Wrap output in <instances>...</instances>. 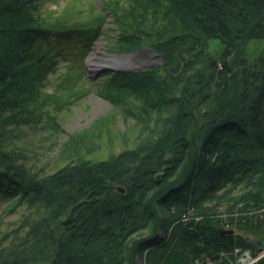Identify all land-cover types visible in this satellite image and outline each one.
Instances as JSON below:
<instances>
[{
	"label": "trees",
	"instance_id": "trees-1",
	"mask_svg": "<svg viewBox=\"0 0 264 264\" xmlns=\"http://www.w3.org/2000/svg\"><path fill=\"white\" fill-rule=\"evenodd\" d=\"M25 1L0 0V112L18 110L16 118L22 122L26 118L19 113L23 116L26 111L28 93L38 87L33 81L37 83L58 56L48 37L68 31L62 24L55 28L31 22L22 15ZM166 2L168 6L161 0H123L111 4L110 14L125 42L135 45L123 51L149 46L162 56L169 75L193 66L192 76L174 86L172 76L162 80V74L159 79V68L116 73L105 80L101 93L118 104L128 97L150 100L165 95L163 109L174 106L166 120L174 124L158 136V142L163 144L170 137V156L163 158L164 149L155 156L145 148L128 150L124 154L144 153L140 167L133 171L121 166L119 156L111 159L114 163L90 160L85 166L48 175L40 186L16 166L13 150L5 149L0 138V202L46 199L45 210H49V217L40 222L22 218L21 225L29 228L20 236L16 230L9 245L0 247V264H136L144 251V264H194V259L206 257L217 261L219 252L235 246L254 250L264 243L259 224L250 223L251 216H242L250 214L243 208L264 205V57L249 68L244 61L229 60L238 59L236 54L248 39H264V0ZM86 3L95 12L86 16L97 17L100 13L92 1ZM158 5L157 16L153 13ZM101 19H88L78 26L94 40L101 34L105 17ZM66 37L54 44L69 41ZM209 40L219 42V52L211 53ZM36 41L48 44L34 46ZM23 60L32 65L29 74L20 64ZM82 61L74 58L64 65L54 86L66 84L72 74L84 78ZM60 88L65 91V86ZM118 183L123 192L116 189ZM237 187L246 189L235 197L231 192ZM50 188L51 196L46 193ZM239 203L244 205L243 210L237 207V220L225 223V218L207 214L227 213ZM190 209L202 219L195 221L192 216L184 223ZM171 226V235H165ZM225 227L253 234L258 240L253 243L248 235L221 236ZM144 229L145 236L137 235ZM255 264H264V257Z\"/></svg>",
	"mask_w": 264,
	"mask_h": 264
},
{
	"label": "rangeland",
	"instance_id": "rangeland-1",
	"mask_svg": "<svg viewBox=\"0 0 264 264\" xmlns=\"http://www.w3.org/2000/svg\"><path fill=\"white\" fill-rule=\"evenodd\" d=\"M90 1H92V4H94V7L100 13L97 17L91 18L92 16H86L88 12L95 13L88 9L86 0H26L23 3L25 10L23 9L22 15L26 16L31 22L34 20L40 26L47 25L46 27L55 28L57 24H62L66 28L63 30H68L63 35L61 33L64 31L48 37V40L54 45V52L58 50V56L49 71L43 72L44 74L41 75L37 83L33 81L34 86L38 87H35L34 91L30 90L28 93L29 98L26 101L24 115L22 116L19 113V116L26 118V121H18V118H16L18 110L11 109L0 112V122L2 123L0 124L1 145L9 151L13 150L16 166L21 167L28 175L34 177L38 181L37 184H41L40 186H43L42 183L46 177L48 178V175H54L58 170L85 166L89 164L87 162L90 160L99 161V159H108L110 163H114L115 161L111 159L117 160L119 156L121 166L125 170L131 167L130 171H133L140 167L144 160L142 159L144 153L141 154L140 152L139 156L136 153L124 154L128 150L145 148V152L155 156L158 150L164 149L163 158H168L170 156L168 152L171 150L169 146L170 137L165 139V142L162 141L163 144L158 142V136L164 131L168 132L172 124H174V122L166 120L170 118L174 106L171 107L172 104H170V108L164 107L163 109V105L167 100L166 97H163L165 95L160 94L162 97L156 98L152 96L150 100L144 97L142 99L128 97L125 100L122 98V102H124L118 104V102H112L101 93L102 87H104L102 85L107 78H111L116 73H140L159 68V79L162 78V74H164L162 80H170V76H172L174 86H179V84H182L183 79L186 81L192 76V71L195 69L192 68L193 66L190 69L184 67V70L178 69V72L175 70L172 75H169L170 68L164 69L162 56L153 48L141 45L143 48L140 50L123 51L135 47V45L125 42L122 29H120L117 21L110 14L111 4L116 3L119 5V2L121 4L123 0ZM161 2L163 5L168 6L166 0H161ZM126 4L125 7L128 6ZM151 7L149 5L147 8L151 9ZM159 7L161 5L155 7V13L153 14L159 15ZM102 17H105V20L102 22L101 34L99 33V36L94 38V40L91 35L84 34L86 31L78 26L82 22L88 21V19L99 22L102 20ZM59 18L61 20H57ZM131 25L133 24L131 23ZM68 27L71 29H67ZM76 28L79 29L75 30ZM91 28L93 29L94 27ZM61 36H68L66 38L70 39L69 41L64 39L59 40V43H57L58 47L54 44V41ZM32 44L34 46H47L48 43L44 44V41H41L40 44V41H36ZM97 46L100 47V51L103 54L111 57H132L135 66H131V71H115L112 69L102 73L89 74L85 66L86 59L96 56L95 48ZM240 48L241 51L236 54L239 56L238 59H234L233 56L229 59L231 62L244 61L249 68L254 61L260 57H264L263 38H250ZM208 49L213 51L211 53L219 52L221 45L217 40H209ZM74 58L83 60V66L86 68L84 72L85 77H75L72 74L70 79H68L69 85L67 84L68 82L66 84L63 82L59 87L57 85L54 86L55 82L53 80L56 75L60 73L64 65L71 62ZM20 64L24 65L23 68L26 70V74H29L32 65L24 60ZM200 67V64L196 65L197 69ZM164 70L167 71L164 72ZM179 72H182V74ZM73 78L75 82H73ZM83 79H86V81H82ZM26 80H28V77ZM61 86H65L66 92L60 88ZM70 86L71 94L68 95L70 93L68 90ZM159 90H155L157 95L160 93ZM214 99L217 98L215 97ZM147 101L151 103L150 105L153 109H150ZM146 103L147 105H145ZM210 104L211 106H215L214 103ZM164 113H167L166 118H164ZM167 181H170V177H167ZM52 185L54 186V184ZM116 189L123 190L119 183L116 184ZM245 189L246 187L233 188L231 193L235 197L240 196ZM47 190L49 191H46V193L50 196L52 195L51 192L58 191L55 187H53L54 191L51 188ZM46 201L45 199L34 202L30 199L22 203H18L16 200H12L10 203L5 201L0 202V247L9 245L15 237L16 230L19 236L27 232L29 226L21 225L24 221L22 220L23 217L26 216L27 220L30 218L32 220L31 223L40 222V218L47 217L49 210H45ZM62 201L60 198L59 204ZM243 205L239 203L235 208L228 210L227 213L215 211L216 213L207 214L218 216L222 219L225 218V223H227V220L230 219L237 220L236 217L239 216L238 209H244L243 211L250 210L248 213L251 215L242 216H251L250 223L254 225L259 224L262 230L261 237L264 239V205L263 207L255 206L254 210L241 209ZM193 212V209L188 211L187 217L182 219L184 223L189 218L191 219L192 216L195 221L202 219L201 216L193 215ZM226 215L228 216L226 217ZM221 230H234V233L227 237L248 235L253 243H256L258 240L253 234L241 233L235 227H225ZM146 233L144 229L137 235L145 236ZM167 233L171 235L172 226L164 234L166 235ZM3 235H5V239L2 238ZM144 254L145 251L137 258L136 264L145 263ZM263 257L264 243L262 242L255 245L254 250L235 246L229 251L219 252L216 255L217 261L214 258L206 257L200 260L194 259V264H255Z\"/></svg>",
	"mask_w": 264,
	"mask_h": 264
},
{
	"label": "bare ground",
	"instance_id": "bare-ground-1",
	"mask_svg": "<svg viewBox=\"0 0 264 264\" xmlns=\"http://www.w3.org/2000/svg\"><path fill=\"white\" fill-rule=\"evenodd\" d=\"M96 56L89 57L88 58V67L91 71H97L100 70H110L114 69L121 70L126 66L131 65L134 67L133 61L131 59H122L121 57H111L109 55H105L100 51V47L97 46L95 48ZM123 73V72H122Z\"/></svg>",
	"mask_w": 264,
	"mask_h": 264
},
{
	"label": "water",
	"instance_id": "water-1",
	"mask_svg": "<svg viewBox=\"0 0 264 264\" xmlns=\"http://www.w3.org/2000/svg\"><path fill=\"white\" fill-rule=\"evenodd\" d=\"M122 59H125V58H129V59H131L132 60V57H129V56H123V57H121ZM85 66H86V68H87V70H88V73L90 74V73H102V72H106V71H108V70H100L99 72H97V71H91L89 68H88V58L86 59V63H85ZM131 65H129V66H126V67H124L123 69H121V70H118V71H131ZM110 70H112V69H110ZM114 70V69H113ZM121 192H123V190L121 189L120 190ZM234 233V230H221L220 231V234L222 235V236H231L232 234Z\"/></svg>",
	"mask_w": 264,
	"mask_h": 264
}]
</instances>
